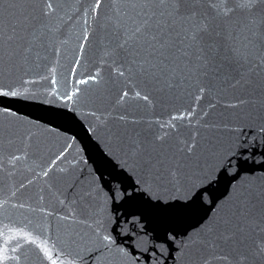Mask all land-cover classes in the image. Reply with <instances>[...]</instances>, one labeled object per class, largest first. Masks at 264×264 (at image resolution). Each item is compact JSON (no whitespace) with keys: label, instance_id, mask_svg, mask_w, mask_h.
<instances>
[{"label":"water","instance_id":"95a60500","mask_svg":"<svg viewBox=\"0 0 264 264\" xmlns=\"http://www.w3.org/2000/svg\"><path fill=\"white\" fill-rule=\"evenodd\" d=\"M0 264H264V0H0Z\"/></svg>","mask_w":264,"mask_h":264}]
</instances>
